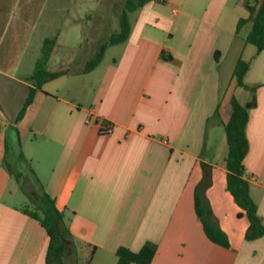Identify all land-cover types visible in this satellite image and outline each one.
Here are the masks:
<instances>
[{
  "label": "crops",
  "instance_id": "crops-1",
  "mask_svg": "<svg viewBox=\"0 0 264 264\" xmlns=\"http://www.w3.org/2000/svg\"><path fill=\"white\" fill-rule=\"evenodd\" d=\"M91 1L0 0V264H45V230L11 203L19 189L26 192L25 180L66 215L77 250L62 264L81 256L115 264L118 246L137 251L145 241L156 244L150 264H264V235L244 237L248 220L238 223L245 216L225 189L223 125L233 97L249 106L242 178L264 225V50L244 40L252 4L147 0L131 11L118 56L84 71L105 43L95 8L101 0ZM44 38H54L46 69L63 73L35 87L31 73ZM57 49L85 56L74 70L82 77L99 68L88 100L58 93L72 72L47 67ZM237 59L249 61L247 88L235 85ZM29 88L31 101L16 119ZM11 161H22L23 171L13 173ZM203 166L223 178L230 197L228 210L212 194L206 214L227 246L206 237L194 210Z\"/></svg>",
  "mask_w": 264,
  "mask_h": 264
},
{
  "label": "trees",
  "instance_id": "trees-1",
  "mask_svg": "<svg viewBox=\"0 0 264 264\" xmlns=\"http://www.w3.org/2000/svg\"><path fill=\"white\" fill-rule=\"evenodd\" d=\"M147 0H124L123 9L119 17V27L113 31L105 43H101L97 51L86 63L84 71L92 69L101 59L107 45H112L123 41L128 33L127 12L135 10ZM249 16L246 21L250 22V30L246 34L245 42L255 47L256 53L264 50V0L258 3L247 5ZM245 20H239L238 24ZM54 45V38H44L40 47V54L34 62L31 77L35 87H40L44 82L53 79L63 73L61 70L49 71L46 69V62ZM249 68V61L237 59L232 76L237 87L247 88L243 82V77ZM33 89L29 88L19 112L18 119L26 105L31 101ZM231 110L223 127L226 138V153L224 156L225 189L231 194L234 202L242 210L243 215L248 220V226L244 237L253 239L264 235V225L261 224L257 214L256 205L249 196L248 182L242 178L244 168L242 160L247 151V140L245 137V124L247 121V109L233 97L230 100ZM206 169L203 166V177ZM202 184V181L199 185ZM198 186L194 190V210L199 217L206 237L221 246H227L224 234L215 224L207 221L206 214L209 208L203 205V200L198 194ZM31 208L23 206L21 212L33 219L45 230L47 234V245L45 249V264H62L64 256L68 255L75 244L67 226L66 215L62 210H58L53 199L44 191L29 188L27 191ZM156 244L145 241L137 251H132L124 246H118L115 250V264H150L155 253Z\"/></svg>",
  "mask_w": 264,
  "mask_h": 264
},
{
  "label": "rangeland",
  "instance_id": "rangeland-1",
  "mask_svg": "<svg viewBox=\"0 0 264 264\" xmlns=\"http://www.w3.org/2000/svg\"><path fill=\"white\" fill-rule=\"evenodd\" d=\"M247 1L249 4H253V0H247ZM90 3L93 4L94 0L91 1ZM123 4H124V0H101L100 4H98L95 7L96 10L101 11L102 18L105 20V25L101 32V37L103 38L101 40L103 42L107 41L110 33L118 29L120 11L123 9ZM132 16H133V12L131 11L127 12V20H130ZM93 28L96 30L98 28V25L96 24V25L91 26L92 32H94ZM69 42L73 43L75 42V40L70 39ZM121 44H122L121 42H118L114 45L107 46L104 49L103 56L100 60V66L110 62L113 58L118 56L119 51L121 50V47H122ZM60 52H61L60 49L56 50V53L52 55V59L48 61L47 67L50 69L51 68L69 69L70 72L72 73L69 74L67 81L63 83L64 85L67 84V86L61 87L58 93H60L61 95L67 96V97H71L75 100H81V101L88 100L93 94V90L96 85V76H97L96 71H98L99 68H97L94 72H92L90 76L82 77L80 74L78 75L77 73H74V70L77 67H80L79 61H81L80 64L83 63V58L85 56L61 54ZM27 58H29V55L27 56ZM73 58H74V63H71L70 60H72ZM234 96L236 98H240L238 91L234 92ZM12 130L13 129H11V131ZM12 139L13 137H11L10 140H8L7 144L9 145V148L13 150L15 149V147H14V143ZM11 164L13 165V170H12L14 171L13 173L16 174L18 172L23 171L24 163L22 161H19V164H16L14 163V161H11ZM27 181L28 180H25V183L23 184L25 185L24 188H26V191L29 189L28 187L29 185ZM201 181H202V184L198 189V194L200 198L203 200V205L204 206L206 205L208 208H210L208 202L211 201L210 199L211 195L213 194L214 196L215 194L218 193L222 197L221 199H218L219 202L221 201L222 208L230 210L229 201L225 199V198H230V197L223 189V185H224L223 178L219 175H215V176L211 175V172L206 171V175H204ZM35 190H38V189H35ZM190 191H191V186L188 187V190H187L188 199H189ZM228 200L232 202L231 199H228ZM11 203L17 206H20V207L25 206V207L31 208L30 202L28 200L27 192H23L20 189L18 190L17 195L11 199ZM185 205H188V206L192 205V201L189 204V200H188V202H186ZM231 208H232V220L233 222L237 223L234 217L235 216L234 212L237 210V206L235 205V203H233ZM240 222L246 223L247 219L244 217L242 221H238V223ZM76 250H77V247L72 248L66 257H68L69 260H72L75 257ZM66 257L64 258L63 264H68L69 262ZM78 264H88V258L84 259L83 256L79 257Z\"/></svg>",
  "mask_w": 264,
  "mask_h": 264
},
{
  "label": "built area",
  "instance_id": "built-area-1",
  "mask_svg": "<svg viewBox=\"0 0 264 264\" xmlns=\"http://www.w3.org/2000/svg\"><path fill=\"white\" fill-rule=\"evenodd\" d=\"M102 132H108L109 131V129L108 128H104V127H102V130H101Z\"/></svg>",
  "mask_w": 264,
  "mask_h": 264
},
{
  "label": "water",
  "instance_id": "water-1",
  "mask_svg": "<svg viewBox=\"0 0 264 264\" xmlns=\"http://www.w3.org/2000/svg\"><path fill=\"white\" fill-rule=\"evenodd\" d=\"M251 99L253 100L254 99V92L251 91Z\"/></svg>",
  "mask_w": 264,
  "mask_h": 264
}]
</instances>
